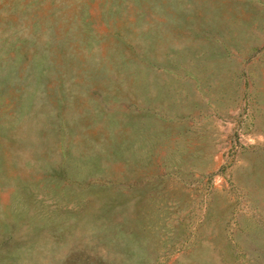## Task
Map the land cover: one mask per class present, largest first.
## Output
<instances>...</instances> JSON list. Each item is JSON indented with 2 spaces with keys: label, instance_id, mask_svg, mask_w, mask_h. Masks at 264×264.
<instances>
[{
  "label": "rangeland",
  "instance_id": "1",
  "mask_svg": "<svg viewBox=\"0 0 264 264\" xmlns=\"http://www.w3.org/2000/svg\"><path fill=\"white\" fill-rule=\"evenodd\" d=\"M0 264H264V0H0Z\"/></svg>",
  "mask_w": 264,
  "mask_h": 264
}]
</instances>
